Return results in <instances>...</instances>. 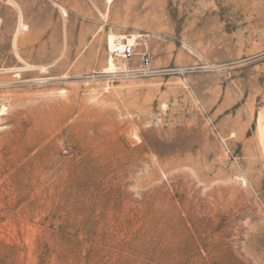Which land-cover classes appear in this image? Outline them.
<instances>
[{
    "label": "rangeland",
    "instance_id": "374dc122",
    "mask_svg": "<svg viewBox=\"0 0 264 264\" xmlns=\"http://www.w3.org/2000/svg\"><path fill=\"white\" fill-rule=\"evenodd\" d=\"M13 1L0 264H264V0Z\"/></svg>",
    "mask_w": 264,
    "mask_h": 264
},
{
    "label": "built area",
    "instance_id": "2783aa9c",
    "mask_svg": "<svg viewBox=\"0 0 264 264\" xmlns=\"http://www.w3.org/2000/svg\"><path fill=\"white\" fill-rule=\"evenodd\" d=\"M122 43H116L113 50H110L111 54L117 58L124 60H131L136 55V49L134 44H130L127 40H122ZM150 57L144 53L142 55V62L137 69H129V72H139L147 74L149 71Z\"/></svg>",
    "mask_w": 264,
    "mask_h": 264
},
{
    "label": "bare ground",
    "instance_id": "6f19581e",
    "mask_svg": "<svg viewBox=\"0 0 264 264\" xmlns=\"http://www.w3.org/2000/svg\"><path fill=\"white\" fill-rule=\"evenodd\" d=\"M114 0H108L109 3H112ZM64 10V9H63ZM19 28L17 30V33H19L21 30H24L26 27L25 25L22 23V19L20 18V21H19ZM16 37H17V34L15 35V41H16ZM121 38H125V36H119V35H115V34H111L109 37H108V45H109V48L110 50H113L115 44L117 41H120ZM119 43V42H118ZM121 43V42H120ZM129 43L130 44H134V39H129ZM15 44V43H14ZM27 67H32L30 65H27ZM27 69V68H26ZM4 71L6 70V72L9 70V69H3ZM3 70H0L1 72ZM106 70L108 72H116L117 71V66L114 62V59H113V56H111L109 58V61H108V67L106 68ZM10 71V70H9Z\"/></svg>",
    "mask_w": 264,
    "mask_h": 264
},
{
    "label": "crops",
    "instance_id": "0c3cea01",
    "mask_svg": "<svg viewBox=\"0 0 264 264\" xmlns=\"http://www.w3.org/2000/svg\"><path fill=\"white\" fill-rule=\"evenodd\" d=\"M9 1H11L14 5H16L17 7H18V9L20 10V6H19V4H17L16 2H14L13 0H9ZM41 1V3L42 4H44L45 2L43 1V0H40ZM44 2V3H43ZM62 6L60 5V3L59 2H57L56 3V8H54V11H57V12H59V9L61 8ZM22 14H21V12H20V18L22 19ZM20 18H19V21H20ZM23 22V21H22ZM24 23V22H23ZM24 25H25V27H26V29H27V25L24 23ZM25 30V29H24ZM47 31V30H46ZM46 33L47 32H45V33H42V34H40L39 35V38H41V39H43V38H45L47 35H46ZM16 39H17V37H16Z\"/></svg>",
    "mask_w": 264,
    "mask_h": 264
}]
</instances>
